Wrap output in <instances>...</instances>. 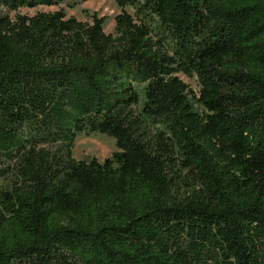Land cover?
<instances>
[{"label": "trees", "instance_id": "trees-1", "mask_svg": "<svg viewBox=\"0 0 264 264\" xmlns=\"http://www.w3.org/2000/svg\"><path fill=\"white\" fill-rule=\"evenodd\" d=\"M115 2L0 0V264H264V0Z\"/></svg>", "mask_w": 264, "mask_h": 264}, {"label": "rangeland", "instance_id": "rangeland-1", "mask_svg": "<svg viewBox=\"0 0 264 264\" xmlns=\"http://www.w3.org/2000/svg\"><path fill=\"white\" fill-rule=\"evenodd\" d=\"M63 9L67 16H75L78 20L91 21V15L97 13L98 16H105L106 20L103 25L106 33H112L115 27V16L121 12L115 0H59L57 5L38 6L34 8L22 7L9 14L14 17L17 13L33 16L37 12H47ZM129 13H133L132 8H126ZM190 88L194 91L199 90L197 78L195 76H187L183 73L178 74ZM117 151L114 138L102 134L93 133L86 135L84 133L77 134L72 155L77 160H83L95 157L100 162L110 157L113 152ZM1 166V164H0Z\"/></svg>", "mask_w": 264, "mask_h": 264}]
</instances>
